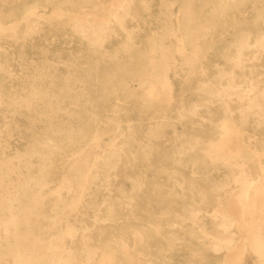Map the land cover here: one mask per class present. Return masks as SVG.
<instances>
[{
    "label": "bare ground",
    "instance_id": "1",
    "mask_svg": "<svg viewBox=\"0 0 264 264\" xmlns=\"http://www.w3.org/2000/svg\"><path fill=\"white\" fill-rule=\"evenodd\" d=\"M9 1L13 0H0L2 4ZM39 1L35 0L27 7V11L34 13L39 22L46 21L49 27L56 19L66 16L67 24L89 46L85 50L95 55L91 56L90 60H95L96 63L92 66L86 63L70 66L66 62L68 58H62L59 60L60 65L63 68L73 67V70L67 67L61 73L46 70L34 76L24 75L20 79L19 90L4 88L0 82L2 110L0 113L4 120L8 122L9 117L13 121L18 115L23 114L29 119L32 129L28 132V144L23 154H17L13 158L0 154V264H6V260H10L11 264H133L126 243L121 240H113V243L109 244L104 242L102 246H98L99 250H95L88 247L90 238L88 233L81 234L84 249L82 252L67 249L65 255L60 254L63 235L70 237L75 235V226L69 222L67 214L77 210L86 191L96 184L98 179L96 177L100 172L102 178H99V181L105 183L110 182L111 174L117 171L118 174H123V177L128 176V171L117 170L121 154L125 153V148L117 149V143L121 140L126 146V139L134 140L135 136L129 132L121 137L120 133L114 136L110 146L102 148L104 136H110L107 129H121L120 119H112L106 124L104 118L116 112L107 110V101L111 98L120 99L117 95L118 89L123 91L124 97L135 101L136 97L127 85L128 78H135L138 86L144 91L143 100L147 102L146 104L153 103L152 106L156 108L169 106L173 99L170 72L175 74L178 65L185 69L198 65L200 73L205 72V66L201 61L205 52L202 38L215 26L212 14L217 13L218 16L224 17L230 6L240 0H185L179 14L173 16L176 24L173 27L169 26L168 31H163L159 37L152 34L146 41L152 55L145 54L143 48L132 46L131 31L125 25L126 18L133 17L137 10L136 1H141L142 9H147L149 7L147 0H110L102 5V9L80 16L69 14L68 9L58 5V2L49 11L38 10L36 4ZM211 4L213 8L211 15H207L205 11ZM169 11L172 12L170 8ZM9 18L12 20H1ZM253 22V28L255 27L257 31L249 28L239 30L237 39L228 43L230 66L237 71L226 73L224 70H218L214 74L215 78L227 76L225 84L209 79L202 82L199 87L203 92L219 100V108L209 117L215 128L203 126L197 131L185 134L181 140L192 148L189 154L191 161L202 166L200 171L204 175L201 174V179L206 182L208 188L216 192L217 203L213 206L211 216L218 219L224 232L211 243L207 244L203 240L200 244L203 253L207 255L211 252L216 256L213 262L206 260L204 264H240L244 260L249 261L248 251L258 257L260 262L257 264H264V150L260 152L257 150L248 129L252 118L256 122L255 128L261 131L259 146L263 147L264 83L260 89L256 88L253 79L256 74L253 69L255 64L249 65L248 58L243 53V49L251 45L259 52L264 51V15L258 14ZM18 23L19 20L14 18V12L6 13L0 8V33L3 31L14 33ZM36 24L37 22L32 26ZM26 25L30 27V24ZM116 29L125 32L124 45L119 51L105 52L107 38L114 34ZM34 30L28 29L27 36L33 34ZM168 35L176 38V45L166 41ZM2 41L4 40L0 37V46L4 43ZM37 43L39 44H36L35 48L44 51L45 42L39 40ZM118 52H121V55ZM34 58L38 56L28 57L31 61L36 60ZM20 59L25 58L20 55ZM141 62L146 63L143 68L140 67ZM10 66L11 64L0 58V70L7 78L18 75L11 72ZM236 76L240 79L235 80ZM240 87L241 93L235 96L244 98V102L242 108L235 114L227 99ZM20 90L24 94H21ZM93 93H97L106 101L101 107L102 113L97 104L94 106L91 101ZM65 102L66 105L73 104L74 109L61 111ZM22 109H27L28 113H22ZM96 114L102 117L87 124L85 131L71 133L73 124L79 122L83 116ZM65 115L66 119H63ZM37 122L43 123L40 130L35 129ZM126 126L129 128L130 125ZM160 131L161 128L156 129L153 136L160 135ZM10 135L8 129L5 133L0 131L1 150L6 145L7 136ZM64 143L70 146L77 144L79 149L71 154L65 153L64 161L68 166L58 173L60 181L58 186L53 188L55 185H50L48 180L44 181L41 175L40 169L45 168V165L42 164L37 171L39 173L36 174L34 163L46 162ZM143 153L147 157L150 156L149 153L153 156V152L146 149H143ZM130 159L135 161L137 157L132 156ZM253 162H256V170L251 168ZM220 165L225 167L226 179L214 181L207 178L206 173ZM168 175L177 183L174 175L171 176L170 173ZM63 190L70 193L69 200L62 197ZM118 192L121 193V190ZM235 192L234 196L240 207L236 208L231 204L225 208L223 198ZM52 202L53 206L50 207ZM45 204L49 210L54 211L48 221L43 217ZM201 209V207L191 209L186 218L194 222L197 218L196 212ZM203 210L205 212L207 209L203 207ZM206 216L207 214H202L201 220ZM106 220H109V223L105 224L108 226L118 223L112 208ZM121 225V234L126 230L130 232L133 230V241L136 243L143 242L149 246L150 236L143 237L142 230L145 228L160 238L165 237L160 222L149 226L137 223L131 215L129 220ZM43 226H47L48 229ZM43 236H48L52 240L44 243L41 241ZM165 238L169 246H172L175 244L173 239H177V236ZM196 252L204 258L201 250Z\"/></svg>",
    "mask_w": 264,
    "mask_h": 264
},
{
    "label": "rangeland",
    "instance_id": "2",
    "mask_svg": "<svg viewBox=\"0 0 264 264\" xmlns=\"http://www.w3.org/2000/svg\"><path fill=\"white\" fill-rule=\"evenodd\" d=\"M108 1L110 0H52V2L48 3L40 0L36 5L38 10L49 11L58 2V5H63L68 9L69 14L80 16L82 14L89 15L95 10L102 9V5ZM147 1L149 4L147 9H142V2L136 1L135 9L137 10L133 17L126 18L125 25L131 31L132 46L143 48L145 54L149 55L151 53L152 55L146 41L152 37V34L159 37L169 26L173 27L176 24L173 16L179 14L178 12L185 0ZM34 2L35 0H13L5 4L0 2V8L3 11L6 13L14 12L15 20H19L18 28L14 33L9 31L0 33L1 39L4 40L2 41L4 43H1L0 46V58L11 64L9 67L11 72L18 74L7 78L5 73L0 70V82L4 88L9 90H19L20 79L24 75L34 76L46 70L48 72L56 71L61 73L67 67L73 70V67L70 66L74 64L86 63L92 66L96 63L95 60H90V57L95 55L85 50L89 46L67 24L66 16L56 19L54 24L49 27L46 25V21L41 20L39 22L34 13L27 11V7ZM169 8L172 12L169 11ZM212 9L211 4L207 7L205 13L209 15ZM258 14L264 15V0H240L230 6L224 17L218 16L217 13L212 14L215 26L202 38L205 52L201 61L203 66H205V72L203 74L200 73L197 68L198 65L191 66L188 69L179 65L176 66V73L170 72L173 99L169 106L156 108L152 106L153 103L146 104L147 102L143 100L144 91L138 86L135 78L127 79V85L136 97L135 101L124 97L121 89L117 91L120 99L111 98L107 101V110L116 112L114 115L104 118V120L107 124L112 119H120L121 129H107L110 136H104V140L101 142L102 148L110 146L112 141H114V136L120 135V133L121 137L129 132H132L135 136L134 140L126 139V146L121 140L117 143V149L125 148V153L121 154V161L117 170H121V172L123 170L128 171V176L123 177V174H118L117 171V173L111 174L110 182L105 183L99 181V178H102V173L100 172L96 177L98 178L96 184H93L86 191L77 210L67 214V219L75 226V235L72 237L66 234L63 235L61 255H65L67 249H74L77 253L82 252L84 249L82 248L81 234L88 233L90 234L88 247L95 250H99L98 246H102L104 242L109 244L113 243V240H121L126 243L133 264H204L206 260L210 262L215 260L216 256L212 255L211 252L207 253V255L203 253V248L200 244L203 240L209 244L215 237L224 234L218 219L211 216L213 206L217 203V195L201 179V174L203 173L200 169H202V166L198 162L191 161L189 154L192 148H189L181 140L184 139L185 134L193 130L197 131L203 126L207 128L213 126L212 122L209 121V117L219 108V100L215 96L203 92L199 87L202 82L209 79L225 84L227 76L219 79L215 78L214 74L218 70H224L226 73L232 70L237 71L230 66L231 62L228 59L230 50H227L228 43L237 39L236 35L239 30L249 28L254 32L257 31L255 27L253 28V21ZM1 20L10 21L12 18ZM36 22V26L33 27L32 25ZM27 23L30 24V27L26 25ZM31 28L35 30L33 34L27 36L29 34H26V31ZM107 39L105 52L119 51L126 39L125 32L116 29V32L108 36ZM39 40L45 42L44 51L35 48L36 44H39L37 43ZM166 41L176 45V38L172 35H168ZM243 53L248 58L247 62L249 65L255 64L253 69L256 74L253 79L256 88L260 89L264 83V51L259 52L251 45L243 49ZM118 54L121 55V52H118ZM20 55L24 56L25 59L21 60ZM30 56H38V58H34L36 60L31 61L28 59ZM62 58H68L66 62L70 66L63 68L59 61ZM145 64V62H141L140 67L143 68ZM104 69L107 68L104 67ZM239 79V76L235 77V80ZM20 93L24 94L21 90ZM240 93L241 87L236 88V93L231 94V97L227 99L230 106L234 108L235 114L242 108L244 102V98L235 96V94ZM91 101L94 106L97 104L102 113L103 108L101 107L106 101L99 97L97 93H93ZM116 103L120 106L116 105ZM74 107L73 104L66 105L65 102L61 111H72ZM21 112L25 114L28 113V110L22 109ZM63 117V119H66V115ZM101 117L100 114L83 116L79 122L73 124L71 133L75 134L85 131L87 124ZM7 119L8 122L4 120L0 113L1 133H5L8 129L11 134L7 136L3 150L0 148V154L13 158L15 155L23 154L26 151L28 132L32 129L28 122L29 119L23 114L18 115L13 121L9 117ZM42 124L37 122L35 129L40 130ZM127 124L130 125L129 128L126 126ZM255 124L256 122L250 118L248 125L249 134L256 145L255 147L260 152L264 150V146H259L261 131L255 128ZM158 128H161L160 135L153 136V133ZM78 149L79 146L77 144L71 146L65 143L62 144L59 151L50 155L46 162L34 163L35 173L38 174V169L44 164L45 168L40 169L41 175L44 181L48 180L50 185H55L53 187L55 188L60 181L58 173L68 166L64 161L65 153L71 154ZM143 149L153 152V156L150 153L148 154L150 156H145ZM132 156H136L137 159L135 161L131 160ZM255 163L251 164L253 170L257 169ZM168 173L177 178V183H174V180L172 181L169 178ZM206 174L207 178L214 181L226 179V170L222 165L209 170ZM119 190H121V193L118 192ZM235 194L236 192L223 198L225 208H228L231 204L233 207H240V203L236 202ZM62 197L65 200H69L70 193L63 190ZM52 206L53 202L50 207ZM192 206L193 208H202L201 211L196 212L197 218L194 222L186 218L190 214L191 209H193L190 208ZM203 207L207 209L205 212ZM110 208L115 212L118 222L113 226L105 225L109 223L106 217ZM43 213L45 221H48L54 211L49 210L45 204ZM202 214H207L203 220H201ZM131 215L134 216L137 223H145L149 226L160 222L165 237L177 236V239H173L175 244L169 246L165 237L156 236L148 228L143 229L142 232L143 237L150 236L149 246L143 242H134L133 230L132 232L126 230L124 234H121V224L128 221ZM43 227L48 229L47 226ZM50 240L52 238L48 236H43L41 239L44 243ZM4 250L6 251V249ZM198 250H201L204 258L197 254L196 251ZM247 257L250 262L244 260L240 264H257V262H260L258 257L251 251L247 252ZM82 260L83 258L81 257ZM6 264H11L10 260H6Z\"/></svg>",
    "mask_w": 264,
    "mask_h": 264
}]
</instances>
